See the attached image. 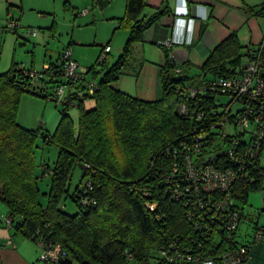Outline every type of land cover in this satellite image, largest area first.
Returning a JSON list of instances; mask_svg holds the SVG:
<instances>
[{"label": "trees", "instance_id": "16d2710c", "mask_svg": "<svg viewBox=\"0 0 264 264\" xmlns=\"http://www.w3.org/2000/svg\"><path fill=\"white\" fill-rule=\"evenodd\" d=\"M108 2L98 0L99 7L104 10ZM146 6L147 0H126L124 15L115 19L117 29L129 31L122 53L103 69L93 94L85 92L83 81L70 94L76 101L71 106L79 107L78 127L66 103L52 134L21 125L17 115L22 94L47 98L48 81L44 79V87L36 88L30 74L15 62L0 73V200L9 208L6 218L11 219L12 229L36 241L62 245L65 256L54 264H192L169 261L160 251L221 259L225 252L245 246L252 255L253 243L264 235L258 223L250 241L239 233L244 213L238 200L246 203L251 190L264 192V136L255 132L260 125L252 120L253 129L242 130L236 119L238 113H245V106L237 104L225 113L222 106H213L212 95L206 91L192 103L204 117L182 115L178 110L180 90L241 73L250 46H242L238 35L230 34L214 47L198 75H190V63H178L164 46L165 62L159 71L162 96L146 100L131 95L115 87L114 81L120 78L132 45L144 41L145 32L167 12L162 9L144 16ZM250 12L264 17V3L250 7ZM99 59L102 63L107 57ZM51 65L61 78L62 54ZM87 76L85 72V80H91ZM223 97L228 96H217L220 105L229 100ZM90 99L95 105L87 108ZM224 115L227 122L224 119L220 129L213 128ZM202 132L207 136L200 139L202 146L196 151L195 138ZM39 137L44 144L58 147L53 166L36 159ZM187 157L198 171L212 165L218 171L232 172L229 189L204 190L201 186L198 191H187L192 186L182 180ZM76 166L82 169L85 182L71 192ZM46 176L50 186L42 192L40 181ZM197 194L206 203L204 211L193 203L186 205V199L193 197L195 202ZM228 195L225 210L212 214L210 207ZM63 198L75 204L74 214L65 211ZM211 200L213 205L207 203ZM230 210L238 213L234 229L226 226Z\"/></svg>", "mask_w": 264, "mask_h": 264}, {"label": "crops", "instance_id": "0c3cea01", "mask_svg": "<svg viewBox=\"0 0 264 264\" xmlns=\"http://www.w3.org/2000/svg\"><path fill=\"white\" fill-rule=\"evenodd\" d=\"M60 2H64L67 9L76 10V15L80 6L94 4L99 7L98 0H0V72L8 71L14 62L22 64L17 60V53L25 43L18 40L37 39L39 36L37 32L36 36L26 38L27 28L45 20L48 21L47 26L54 30V14ZM262 3L264 0H147L144 16L162 9L167 12L145 32L144 41L134 43L135 48L141 46L143 52L138 61L137 75L151 66L160 71L165 62L162 42L169 38L173 40L170 52L190 63V75H198L214 47L232 33L238 35L242 46L260 42L264 38V17L250 12V7ZM125 8L126 0H109L107 7L101 10L105 18L115 20L124 15ZM9 19L18 20L21 26L16 31L7 30ZM45 34L38 41H43ZM106 44L110 45V42ZM70 47L71 44L67 48ZM72 57L78 61L73 52ZM42 61L45 65L54 63L45 57ZM8 215L9 209L7 211L0 200V264H46L40 259V243L9 228L5 223ZM252 255L248 264H264V236L253 243Z\"/></svg>", "mask_w": 264, "mask_h": 264}, {"label": "rangeland", "instance_id": "374dc122", "mask_svg": "<svg viewBox=\"0 0 264 264\" xmlns=\"http://www.w3.org/2000/svg\"><path fill=\"white\" fill-rule=\"evenodd\" d=\"M63 4L64 2L59 3L57 13L54 14L56 17L54 30H51L50 26H47L48 21L45 20L41 21L39 25L27 28L36 29L39 36L37 39L33 37L32 39L24 40L20 38L18 40L20 43H25V45L19 47L17 60L28 68H32L33 71L40 72L45 67L42 58L56 60L59 57V53L61 52L62 54L66 47L70 46L71 41H73L70 50L79 61H77L79 69L87 73L88 79L99 81L103 69L114 64L122 53L129 31L124 28L117 29L116 21L105 18L102 15L101 8L94 6V4H90L87 7H78L77 15L75 14L76 10L67 9ZM30 17L34 16L31 15ZM44 32L46 34L43 41H38ZM107 42H110L112 51L104 62L99 63L97 60L102 48V45H99V43L104 45ZM135 46V44L132 45L128 62L124 66L120 78L114 81V86L142 99H158L162 96L159 68H154V66L144 68L137 75L139 70L138 61L143 52H141V46H137V48ZM91 67H93V71L89 70L92 69ZM33 82L36 88L44 87L41 86L42 82H39L36 76ZM222 100L227 101L228 97H223ZM62 105L53 99H48L32 92H24L18 109V122L27 128L46 130L52 134L59 123ZM94 105V99H90L85 103L87 108H91ZM236 106L237 104L234 105V108ZM69 113L75 127H78L79 107L71 106ZM35 150L38 163L43 161L49 166H53L58 156V147L55 144H44L42 138L39 137ZM82 175V169L76 166L73 170L70 183L71 192L74 191L76 186L85 182ZM50 181L49 176L40 181L42 192L48 191ZM42 201L46 203V200L42 199ZM2 203L8 211V206L4 202ZM238 204L242 207L244 213V220L239 233L243 240L250 241L254 234L253 228L255 224L258 223L264 227V192L258 189L251 190L247 202L244 203L239 199ZM62 205H64L65 211L70 214H74L77 210L75 204L70 199L63 198Z\"/></svg>", "mask_w": 264, "mask_h": 264}, {"label": "built area", "instance_id": "2783aa9c", "mask_svg": "<svg viewBox=\"0 0 264 264\" xmlns=\"http://www.w3.org/2000/svg\"><path fill=\"white\" fill-rule=\"evenodd\" d=\"M20 26L21 24L18 20L9 19L7 21L6 29L16 31ZM36 35V29H27L25 32L26 38ZM162 44L171 48L173 40L169 38L166 41L164 40ZM247 46L250 47L246 48V55L243 58L244 67L241 73L239 72L228 78H219L214 81H207L202 87L187 86L184 90H180L178 92L180 98V101L178 102V110L182 115L190 116V114H197L200 118L204 117L205 113L203 111L199 112L195 105L192 108V103L195 101L198 94L205 93V91L210 92L212 95L211 98L213 106L215 105L216 108L222 106L225 113H229L230 109L234 107L235 104L244 105L246 109L245 113L239 114V111L237 112L238 119H236V123L238 124V127L244 131H251V129H253L251 121L254 120L260 125V129L255 132L260 137L264 136V38L258 43ZM110 51L111 46L109 44H105L100 54V62L107 57ZM172 55L178 63L183 62L180 58L176 57L175 54L172 53ZM62 60L63 74L61 78L56 75V68L51 64L45 65L40 72H35L32 69L28 70L27 66L24 64H20V67L25 68V72L30 74L33 79L36 76L39 82H42L44 79L48 81L47 85H49V87L47 86V89L45 90L48 99H53L58 103H66L71 106L76 104V101L74 100V96H70V94L78 89L77 87L81 81H83V85L86 88L85 92L90 94H93L96 91L97 81L85 80V72H82L79 69V64L72 57V51L70 48H66L64 50L62 53ZM177 71L179 72L180 69ZM222 95L228 96L229 100L220 105V102L217 100V96L221 97ZM255 109H257V111ZM222 118L223 119L221 121L214 123L213 128L220 129L221 125L224 123L223 120L228 117L224 115ZM206 136L207 133L202 132L195 138L196 143L194 145V149L196 151H198L202 146L200 139ZM259 145L260 144L258 143L256 147L259 148ZM259 152L260 150H258L257 153ZM261 160L264 164V151ZM185 165V173L182 180L184 182V179H187L192 185L187 189V191H198V188L201 186L204 190L222 188L227 191L233 180L232 172L227 171L224 173L222 171H218L212 165L203 166L198 171L192 164L189 157H187ZM175 171L177 172V169ZM172 178L175 177L172 176ZM179 195L180 194L177 196L179 197ZM229 197L230 195H228L224 201L216 203V205H213L212 200L207 202L213 205L210 207L211 213L215 214L219 212V210H223L226 206L227 200L229 202ZM196 198L197 200L195 202L193 197L189 199L187 198L185 201L186 205H191L193 203L196 208H200L202 211L206 210V203L202 200L199 194L196 195ZM155 205L156 204L154 203L150 204V209H154ZM213 210H215L214 213ZM228 215L226 226L231 229L236 228L238 223V213L230 210ZM213 216L214 215H212V217ZM215 217L224 222L222 217L216 215ZM11 222L10 218L5 219V223L9 228H11ZM199 228L200 227L197 226L196 230ZM258 239L260 238L258 237ZM38 242L42 247L40 259L46 264H54L65 256L60 243L53 241ZM160 254L165 256L169 261L185 260L187 262H191L192 264H248L250 260H252V255L245 246H239L234 252H225L221 259L217 258L215 255L204 256L202 253L183 254L176 252L168 254L164 249L160 251Z\"/></svg>", "mask_w": 264, "mask_h": 264}]
</instances>
